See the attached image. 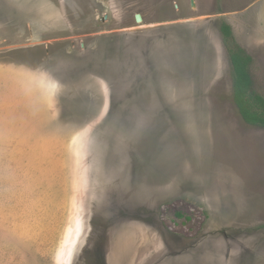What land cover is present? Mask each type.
I'll use <instances>...</instances> for the list:
<instances>
[{
    "label": "rangeland",
    "instance_id": "1",
    "mask_svg": "<svg viewBox=\"0 0 264 264\" xmlns=\"http://www.w3.org/2000/svg\"><path fill=\"white\" fill-rule=\"evenodd\" d=\"M223 23L264 98V0H0V264H264Z\"/></svg>",
    "mask_w": 264,
    "mask_h": 264
},
{
    "label": "trees",
    "instance_id": "2",
    "mask_svg": "<svg viewBox=\"0 0 264 264\" xmlns=\"http://www.w3.org/2000/svg\"><path fill=\"white\" fill-rule=\"evenodd\" d=\"M220 33L233 75L234 105L246 124L264 128V98L255 92L249 71L252 58L235 43L230 26L221 24Z\"/></svg>",
    "mask_w": 264,
    "mask_h": 264
},
{
    "label": "water",
    "instance_id": "3",
    "mask_svg": "<svg viewBox=\"0 0 264 264\" xmlns=\"http://www.w3.org/2000/svg\"><path fill=\"white\" fill-rule=\"evenodd\" d=\"M135 21H136L137 23H140V22L142 21L141 16H140V15H135Z\"/></svg>",
    "mask_w": 264,
    "mask_h": 264
}]
</instances>
